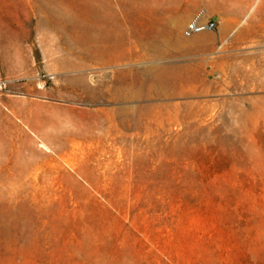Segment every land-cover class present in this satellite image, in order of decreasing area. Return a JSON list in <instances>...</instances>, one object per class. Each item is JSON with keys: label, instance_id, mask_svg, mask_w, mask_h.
Returning a JSON list of instances; mask_svg holds the SVG:
<instances>
[{"label": "rangeland", "instance_id": "obj_1", "mask_svg": "<svg viewBox=\"0 0 264 264\" xmlns=\"http://www.w3.org/2000/svg\"><path fill=\"white\" fill-rule=\"evenodd\" d=\"M258 1L228 27L208 0H0V264H264V26L235 39ZM156 13L207 48L160 60L190 92L149 95L118 40Z\"/></svg>", "mask_w": 264, "mask_h": 264}, {"label": "bare ground", "instance_id": "obj_2", "mask_svg": "<svg viewBox=\"0 0 264 264\" xmlns=\"http://www.w3.org/2000/svg\"><path fill=\"white\" fill-rule=\"evenodd\" d=\"M187 1L190 4L194 3L193 0ZM196 1L199 4L206 0ZM208 1L212 2L215 8L220 10L224 15L231 18V21L228 23L229 27L231 23L237 22L240 17L248 12L247 10L253 6L256 0ZM253 10L254 11L248 18L246 24L237 31L235 36L236 40H240L242 38L244 39L250 32L254 33L256 24L264 26V0H259ZM175 22V20L172 18H167L162 13H156L150 21L145 18L144 23L141 25V33L139 35H132L125 30L124 35L119 33L117 36L119 41H121L123 37L130 39L131 36H135L136 43L142 46L144 50L143 56L147 57V59H150L149 65L144 70H139L138 72L142 78L141 87L146 88L147 93L151 96H159L167 92L181 94L185 92L186 88L189 92L192 88L196 89V87L193 85L194 71L192 69V65L178 64L175 62L167 65L160 61L165 57L177 58L181 53L188 56L191 54L196 55V53L203 54L207 50L203 44H198L196 47L188 50L183 49L180 37L176 32ZM125 25L126 24H124V27ZM110 37V33L106 30V28H104L102 33V41H110ZM207 37L208 35H201L197 38V41L202 42ZM111 46L112 47H106V49L103 50V58H115L114 45L111 43ZM122 52L123 51L121 48L119 52V58L122 57ZM250 57L252 56H247V59ZM229 58L232 60L236 59L237 63V56L231 55ZM236 70L239 71L238 67Z\"/></svg>", "mask_w": 264, "mask_h": 264}, {"label": "built area", "instance_id": "obj_3", "mask_svg": "<svg viewBox=\"0 0 264 264\" xmlns=\"http://www.w3.org/2000/svg\"><path fill=\"white\" fill-rule=\"evenodd\" d=\"M217 22L213 18L203 19L199 16L191 19L183 30L185 36H192L195 33L204 31V30H216Z\"/></svg>", "mask_w": 264, "mask_h": 264}, {"label": "crops", "instance_id": "obj_4", "mask_svg": "<svg viewBox=\"0 0 264 264\" xmlns=\"http://www.w3.org/2000/svg\"><path fill=\"white\" fill-rule=\"evenodd\" d=\"M89 39L90 40H94V39H96V40H102V34H101V32H98V31H96V32H94V34L93 33H91L90 35H89ZM91 45V44H90ZM89 45V47L87 48V50H91V49H93L92 51H91V54L93 55V56H95L96 58H97V55H98V46L97 45H91L90 46ZM100 48L101 49H99V50H101L100 52H101V56H102V52H103V47L100 45Z\"/></svg>", "mask_w": 264, "mask_h": 264}]
</instances>
